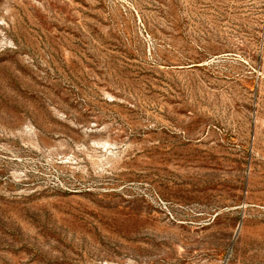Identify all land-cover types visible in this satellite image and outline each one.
<instances>
[{
    "label": "rangeland",
    "instance_id": "rangeland-1",
    "mask_svg": "<svg viewBox=\"0 0 264 264\" xmlns=\"http://www.w3.org/2000/svg\"><path fill=\"white\" fill-rule=\"evenodd\" d=\"M0 264H264V0H0Z\"/></svg>",
    "mask_w": 264,
    "mask_h": 264
}]
</instances>
